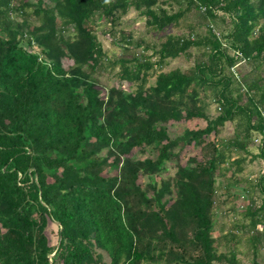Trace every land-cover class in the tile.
Listing matches in <instances>:
<instances>
[{"label": "trees", "instance_id": "16d2710c", "mask_svg": "<svg viewBox=\"0 0 264 264\" xmlns=\"http://www.w3.org/2000/svg\"><path fill=\"white\" fill-rule=\"evenodd\" d=\"M131 8L158 33L188 32L152 45L120 30L124 55L109 57L93 20L115 36ZM263 18L264 0H0V264H240L228 245L239 230L224 235L225 253L213 245L218 189L241 196L215 176L242 171L251 131L264 141ZM181 55L193 65L163 71ZM241 60L252 65L242 80ZM115 68L116 83L103 85L100 74ZM207 92L219 105L213 118ZM194 119L206 125L170 136L169 122ZM226 121L235 130L220 140ZM185 147L202 151L188 167L178 161ZM231 151L242 152L230 162ZM250 182L239 214L256 254L264 174Z\"/></svg>", "mask_w": 264, "mask_h": 264}, {"label": "rangeland", "instance_id": "374dc122", "mask_svg": "<svg viewBox=\"0 0 264 264\" xmlns=\"http://www.w3.org/2000/svg\"><path fill=\"white\" fill-rule=\"evenodd\" d=\"M34 1V0H32ZM49 2V0H46ZM168 3V2H167ZM166 8H169L167 4H164ZM174 8H177L176 4L173 6ZM191 15L187 14V17L190 18ZM19 19V18H18ZM32 22L37 23V19L35 16L31 15L29 18ZM191 19V18H190ZM192 20V19H191ZM260 23H264V18L261 19ZM93 28L94 32L97 36L98 41L101 43L103 50L106 52L107 56L109 57H118L121 55H124L123 53L125 50L123 49V44H120L119 40V31L123 30L125 32L131 31L132 37L134 39L137 38H143L148 43L152 45H158L160 41L162 42L164 40L163 35L165 34H185L187 33V28L184 27H172L168 28L166 30H163L162 32L158 33L153 30V28L146 24V17L140 13V10H136L134 8H131L130 11H128L126 14L122 15L119 18L118 24H116L114 30L116 31L115 36L111 34L110 24L103 18L100 17L99 19L94 18L93 20ZM197 31L204 32L205 31V25L200 24L199 27H197ZM34 49L36 51L39 50L38 46H34ZM196 47H191L192 51H196ZM129 51V50H128ZM138 51L141 52V48H138ZM150 52V51H149ZM129 53V52H126ZM196 54V52H195ZM194 58L190 56V58H187L185 55H181L176 58L168 59L166 65L163 68V71H168L173 68H180L182 70L187 69L188 67L193 65ZM70 60L65 59L64 60V66H67L70 64ZM118 68H115L112 71L109 72V70H106L104 73L100 74L99 81L103 85H113L116 83V80L114 78H110V76L116 72ZM234 72L236 74L237 79H243L242 76L248 77L250 76V72L252 70V65H250L247 62H244L241 60L236 64L234 67ZM152 78L149 80L148 84L151 83L154 79V75H151ZM245 84V83H244ZM123 88L127 91L128 90V84H124ZM241 90H244V87H241ZM207 98L205 99V103L207 104V115L210 118L215 117L218 114L219 108L217 101L213 100L211 98V95L209 92H207ZM205 120L203 119H194L191 121H179L174 122L171 121L167 125L168 132L171 137H173L176 134H180L184 127L188 128H198V127H204ZM235 130V123L232 121H226L224 125L221 127V130L219 132V139L220 140H229L231 139V136L233 135ZM250 140H248V150L250 154L243 153L242 151H239L243 156H245V161L241 164L242 165V171L237 172L232 178L230 177L231 172L233 171V165L230 166L229 170L225 171V176H222L220 173L217 172L215 179L217 183L224 184L226 181H229L228 183L232 184V187L229 188V193H240L239 198H234L235 195H228V193L225 192L226 189H218L217 198L219 200L218 207L215 208L213 211L216 212V223L214 226V229L212 231V237L214 239L213 245H215V250L218 253H225L227 249L233 246L235 249L236 257L240 260V264H264V243L260 246L256 254L253 252V247L251 246V243L248 241L247 236V229L248 227L245 226L244 228H241L242 225L246 224L248 222L247 219H244V217H241L239 214L240 210L242 209L243 199V188H249L247 181H251L250 183H253L254 180L257 181L262 174H264V158L261 156L253 158L251 156L253 155H259V151L261 146H263L264 149V141L262 140V132L253 130L250 132ZM215 138L214 134H211V136L208 138L212 140ZM234 150V149H233ZM232 153H229L230 155V162L233 161L234 158H236L239 155L238 151H231ZM104 153V151H103ZM137 154V152H136ZM149 154V153H148ZM202 155V151L200 148H192V147H185L181 152V157L178 159V161L183 164L184 166L188 167L190 165H193V163L187 162V159L191 156H195L197 159H200ZM177 161V160H176ZM176 161L168 162L166 164L167 171L164 173V176L167 175H173L175 173V163ZM228 165V163H224L223 166ZM237 179L235 182L234 180ZM246 179V180H245ZM141 181L144 183L147 182V179L144 177H141ZM245 188V189H246ZM235 221H238L239 224H241L238 228L233 227V223ZM241 221H244V223H241ZM53 227L56 229V227L53 224L49 225V228ZM49 228L46 229V232L49 233ZM258 228L261 229L262 227L258 225ZM239 230L240 234L238 237H236L234 240L230 241L228 245L226 244L227 241L224 240V235H226L229 231L233 230L236 231ZM105 260H109L107 255H104ZM151 264H167L163 260H158V262H151ZM178 264V263H176ZM216 264H218L216 262Z\"/></svg>", "mask_w": 264, "mask_h": 264}]
</instances>
